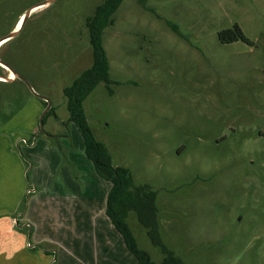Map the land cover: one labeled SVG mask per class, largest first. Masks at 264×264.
<instances>
[{"label":"rangeland","instance_id":"374dc122","mask_svg":"<svg viewBox=\"0 0 264 264\" xmlns=\"http://www.w3.org/2000/svg\"><path fill=\"white\" fill-rule=\"evenodd\" d=\"M44 1L0 0V37ZM103 1L40 4L0 44V58L52 110L37 134L47 102L0 65V134L17 132L27 156L32 149L20 205L0 219L2 264H59V251L75 243L73 264H135L108 218L95 235L77 214L65 224L53 208L43 214L51 238L37 239L24 214L26 201L47 190L41 183L58 181L67 195L90 194L97 227L103 222L110 183L86 158L63 94L91 65L86 18ZM112 20L101 35L112 83L97 84L83 101L91 132L136 185L156 192L157 231L184 264H264V0H121ZM236 25L250 42L219 39ZM126 222L137 246L161 264L151 227L134 211Z\"/></svg>","mask_w":264,"mask_h":264},{"label":"trees","instance_id":"16d2710c","mask_svg":"<svg viewBox=\"0 0 264 264\" xmlns=\"http://www.w3.org/2000/svg\"><path fill=\"white\" fill-rule=\"evenodd\" d=\"M138 1L145 5V0ZM120 2L121 0H104L96 6L94 14L86 18L92 50V62L69 86L63 89V94L67 98L70 119L81 134L86 158L91 161L96 173L110 183L106 195L105 214L121 235L126 248L134 256L135 264L156 263L147 251L137 246L135 237L126 222L129 211H134L140 223L145 227H151L147 235L152 244L159 247L164 253L161 264H184L172 250L164 245L157 231L156 192L150 190L148 184L136 185L128 167L113 163L112 156L104 143L97 140L91 132L83 110L84 99L97 84L104 82L109 87V84L112 83L108 76V59L101 35L103 29L108 24H112V14ZM173 28L176 29L174 26ZM218 37L222 42L238 39L250 42L237 25L233 28L220 30ZM51 112L50 107L46 113Z\"/></svg>","mask_w":264,"mask_h":264},{"label":"crops","instance_id":"0c3cea01","mask_svg":"<svg viewBox=\"0 0 264 264\" xmlns=\"http://www.w3.org/2000/svg\"><path fill=\"white\" fill-rule=\"evenodd\" d=\"M39 134V133H37ZM30 147V146H29ZM32 149H27L29 152V156L25 154L21 147L18 145V136L17 132L14 131H4L0 134V219L6 218L11 216V211L17 210V207L20 205L21 199L23 198L25 184L27 182V171L29 169L28 162H31L30 156H32ZM45 150L40 151L36 160L38 161L40 169L43 170L45 166L44 163H40L42 157H47V153L45 155ZM58 156V155H57ZM90 161V160H89ZM32 164V162H31ZM44 165V166H42ZM35 169V168H34ZM64 172V171H61ZM92 176L96 179L97 174L92 173ZM42 188L47 186V190L39 189V191L31 197V200L28 202L26 201V212H20L26 215V217L35 224V238L41 239L44 237L51 238L52 234L47 233L50 232L48 230L51 227V220L49 218L43 217V214L52 215L53 208L56 211L55 216L57 218H61L63 223L69 224L74 223V220L71 218V213L77 214V219L81 222H86L89 224L90 228H92L93 233L96 235L97 230L104 227L105 222H108L106 218H108L105 214V207H104V214L105 216L102 217V224L98 228L97 227V216L95 217L91 213L92 207H90L92 203V196L86 192L85 195L81 196H74V195H67L65 194L63 188L60 186V183L54 181L52 186H49L48 183L46 184L41 183ZM110 188V187H109ZM108 188V190H109ZM31 201V202H30ZM42 206L45 207V212L41 213ZM32 211L37 212L40 216L38 220L33 218ZM90 211V212H89ZM102 216V215H100ZM101 218V217H100ZM99 218V219H100ZM109 220V219H108ZM1 222V220H0ZM109 227L112 230H116L112 223L109 220ZM108 224V223H107ZM25 225L31 228L30 223H26ZM21 229L22 226H19ZM44 231V233H42ZM117 231V230H116ZM1 232V230H0ZM114 232V231H113ZM53 233V232H51ZM121 236V235H120ZM30 237V231L28 232V240ZM119 240V239H118ZM125 245V244H124ZM19 244L16 243L14 245V252L21 253V249H18ZM58 253V261L59 264H73L69 259L68 251L72 254L78 250L76 243L72 245V247H64ZM10 251V248L8 249ZM67 250V253L64 252ZM2 245L0 243V264L3 262L2 254ZM11 252L5 255V259L9 258L11 260ZM17 259V256H16ZM50 264H53L52 261Z\"/></svg>","mask_w":264,"mask_h":264},{"label":"water","instance_id":"95a60500","mask_svg":"<svg viewBox=\"0 0 264 264\" xmlns=\"http://www.w3.org/2000/svg\"><path fill=\"white\" fill-rule=\"evenodd\" d=\"M49 1H50V0H45L44 2L39 3V4H36V5L32 6L30 9H28L27 12L25 13V16L22 17L21 26L23 25V23H24L26 17L29 15V12H30L33 8H35V7H37V6H40V4L48 3ZM18 30H20L19 27H18L17 29H14V30L11 31L10 33L4 35L3 37L0 38V42L3 41V40H5V39H7V38H10V37L14 36V35L17 33ZM0 65H1V66H4V67L7 68V69H9V70L14 74V77H15V78H19V79H21L22 81H24V82L29 86L30 90L33 92V94H34L35 96H37V97H39V98H41L42 100H44V101L47 102L45 108H44V109L42 110V112L40 113V115H39V119H38V126H39L38 133H41V132L43 133V117H44V115L46 114V112H47V111L50 109V107H51V103H50L49 99H48L47 97H45V96H43V95H39L37 92H35V91L32 89V87H31V86H30V85L24 80V78H23L22 76H20V75L16 72V70H15L10 64H8L7 62L3 61L1 58H0Z\"/></svg>","mask_w":264,"mask_h":264},{"label":"bare ground","instance_id":"6f19581e","mask_svg":"<svg viewBox=\"0 0 264 264\" xmlns=\"http://www.w3.org/2000/svg\"><path fill=\"white\" fill-rule=\"evenodd\" d=\"M21 22H22V17L19 19L17 26H19L21 24ZM13 78H14V74L12 72H10V75L8 76V79H13Z\"/></svg>","mask_w":264,"mask_h":264},{"label":"flooded vegetation","instance_id":"af4514ba","mask_svg":"<svg viewBox=\"0 0 264 264\" xmlns=\"http://www.w3.org/2000/svg\"><path fill=\"white\" fill-rule=\"evenodd\" d=\"M16 18H17V20H18V18H19V15H18ZM17 20H16V21H17ZM15 23H16V22H15ZM17 25H18V22H17ZM17 25H16V28H18V27L20 26V25H19V26H17ZM14 29H15V28H13L12 30H14ZM10 32H11V31H10ZM2 37H3V36H2ZM0 38H1V37H0ZM1 42H2V41H1ZM1 42H0V44H2V43H3V42H2V43H1Z\"/></svg>","mask_w":264,"mask_h":264}]
</instances>
